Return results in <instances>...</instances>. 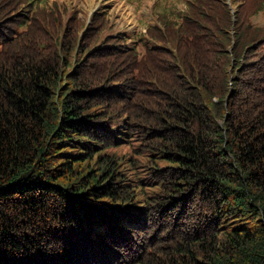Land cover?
<instances>
[{
	"label": "trees",
	"instance_id": "obj_1",
	"mask_svg": "<svg viewBox=\"0 0 264 264\" xmlns=\"http://www.w3.org/2000/svg\"><path fill=\"white\" fill-rule=\"evenodd\" d=\"M185 3L0 0V264H264V0Z\"/></svg>",
	"mask_w": 264,
	"mask_h": 264
},
{
	"label": "rangeland",
	"instance_id": "obj_2",
	"mask_svg": "<svg viewBox=\"0 0 264 264\" xmlns=\"http://www.w3.org/2000/svg\"><path fill=\"white\" fill-rule=\"evenodd\" d=\"M65 1L69 2L70 12H73L74 7L82 22L86 20L88 25L99 26L106 37L105 40L115 38L122 31L133 37H136L137 32L145 34L144 31L147 30L145 22L149 21L156 24L157 14L161 8L167 7L176 11L182 8L186 9V0H50L51 3H63ZM229 3L234 12L235 9L242 6H233L232 0H229ZM99 11L107 14L102 17H95ZM239 19L241 22L247 21L244 23L247 27H243L244 24L242 23L238 30L242 34L252 35L253 40L257 39L258 42L255 46L264 51V7L261 11L247 16L242 14ZM162 22L164 25L165 22ZM153 29L160 34L161 29L158 26H153ZM143 37L145 38V36ZM151 46L153 48L156 44L152 43Z\"/></svg>",
	"mask_w": 264,
	"mask_h": 264
}]
</instances>
